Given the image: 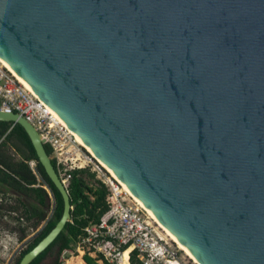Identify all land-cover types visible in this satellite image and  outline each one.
<instances>
[{"label": "water", "instance_id": "obj_1", "mask_svg": "<svg viewBox=\"0 0 264 264\" xmlns=\"http://www.w3.org/2000/svg\"><path fill=\"white\" fill-rule=\"evenodd\" d=\"M0 60L199 264H264V0H0ZM0 121L63 200L30 264L70 199Z\"/></svg>", "mask_w": 264, "mask_h": 264}, {"label": "built area", "instance_id": "obj_2", "mask_svg": "<svg viewBox=\"0 0 264 264\" xmlns=\"http://www.w3.org/2000/svg\"><path fill=\"white\" fill-rule=\"evenodd\" d=\"M0 112L19 115L36 130L45 145L51 148L57 175L65 188L72 171L88 167L87 161H82L74 149L75 137L70 130L1 64ZM110 177L103 182L108 190L107 211L99 223L84 229L74 252L68 254L74 256L80 252L81 258L88 256L97 264H182L177 246ZM126 252L129 253L125 261L123 255Z\"/></svg>", "mask_w": 264, "mask_h": 264}, {"label": "trees", "instance_id": "obj_3", "mask_svg": "<svg viewBox=\"0 0 264 264\" xmlns=\"http://www.w3.org/2000/svg\"><path fill=\"white\" fill-rule=\"evenodd\" d=\"M48 156L57 173L58 168L52 150L45 145ZM35 162V170L50 187L55 198V209L46 226L31 241L26 243L14 260L19 264L22 258L33 250L56 226L63 213V200L57 189L47 177L39 164L35 150L24 129L17 125L0 121V194H10L15 198L16 205L7 206L8 212H18V221L26 226L18 227L19 242H24L31 233L44 224L51 212L50 198L43 184L38 181L30 167ZM70 199V220L57 238L36 257L30 264H43L47 258H52L51 264H64V256L74 252V247L83 235L84 229L99 223L101 216L107 211L106 186L96 179L89 169H79L71 172V179L66 188ZM0 212L6 200H0ZM5 205V204H4ZM86 264H97L95 260L84 256ZM102 264H107L103 262Z\"/></svg>", "mask_w": 264, "mask_h": 264}, {"label": "rangeland", "instance_id": "obj_4", "mask_svg": "<svg viewBox=\"0 0 264 264\" xmlns=\"http://www.w3.org/2000/svg\"><path fill=\"white\" fill-rule=\"evenodd\" d=\"M74 149L76 153L80 156L82 161L86 160L88 167L86 169H89L91 173H94L96 175V179L101 181L102 183L105 181L106 178L110 177V174L92 157V155L82 146H79L77 143H75ZM53 158V156H52ZM30 167L32 169H35V162H30ZM111 178V177H110ZM50 198V196H49ZM6 200V203L3 204V211L0 212V264H14L15 258L18 256L20 250L24 248L22 246L23 242L18 241V227H24L26 224H24L21 220L18 221L17 218L19 216L18 212H8L6 204L8 206H15L16 203L14 202L15 198L11 196L10 194H0V200ZM0 204L1 201H0ZM50 206H52L51 198H50ZM34 235V233H31L30 236ZM79 258L81 262L84 264V260L82 257V253L76 252L74 256L71 255H65L64 256V264H69L70 259ZM52 258H47L43 264H51ZM75 262V261H74ZM74 262H71L70 264H75ZM180 262L182 264H194L192 260H190L184 252L180 249Z\"/></svg>", "mask_w": 264, "mask_h": 264}, {"label": "bare ground", "instance_id": "obj_5", "mask_svg": "<svg viewBox=\"0 0 264 264\" xmlns=\"http://www.w3.org/2000/svg\"><path fill=\"white\" fill-rule=\"evenodd\" d=\"M0 64L3 68H5L7 71L12 73L24 86H26L1 60ZM27 87V86H26ZM28 88V87H27ZM29 89V88H28ZM30 90V89H29ZM31 91V90H30ZM71 132V131H70ZM72 133V132H71ZM73 134V133H72ZM74 135V134H73ZM75 137V142L79 145L85 148L91 155L92 157L110 174L111 178H113L120 186L121 190L126 192L133 200L136 202L139 206H141L151 217V219L158 225V227L164 232V235L171 241L173 242L177 248L184 254L193 261L194 264H199L166 230L165 228L146 210V208L127 190V188L95 157V155L74 135ZM129 252L124 253L123 258L126 261L127 255ZM75 261V262H74ZM75 264H82L80 257L74 259ZM70 264V263H69Z\"/></svg>", "mask_w": 264, "mask_h": 264}, {"label": "crops", "instance_id": "obj_6", "mask_svg": "<svg viewBox=\"0 0 264 264\" xmlns=\"http://www.w3.org/2000/svg\"><path fill=\"white\" fill-rule=\"evenodd\" d=\"M34 170H35V169H34ZM34 170H33V172H34ZM77 258H78V257H77ZM74 259H76V258H74ZM74 259H70L69 263L73 262ZM82 264H83V262H82Z\"/></svg>", "mask_w": 264, "mask_h": 264}]
</instances>
